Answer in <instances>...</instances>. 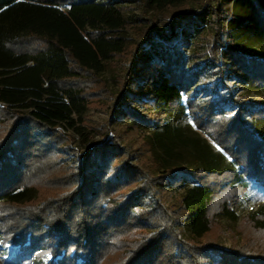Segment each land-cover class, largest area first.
Segmentation results:
<instances>
[{
  "label": "trees",
  "instance_id": "obj_1",
  "mask_svg": "<svg viewBox=\"0 0 264 264\" xmlns=\"http://www.w3.org/2000/svg\"><path fill=\"white\" fill-rule=\"evenodd\" d=\"M131 1L139 14L114 1L0 0V245L11 243L36 258L50 252V264H264V239L256 236L259 243L249 251L209 240L217 215L237 219L231 195L216 202L219 191L230 190L225 183L236 184L231 191L238 195L248 187L244 177L264 183V136L251 128L264 121V93L253 103L227 84L222 93L208 83L217 67L224 79L246 77L264 89V56L247 57L228 34L239 18L238 0L172 16L185 38L210 29L214 44L200 62L188 61L150 14L183 0ZM250 1L264 11V0ZM133 26L139 42L130 41ZM154 43L163 46L162 56L153 53ZM109 67L122 68L116 93L102 78ZM203 88L220 96L202 99ZM183 94L194 124L223 150L166 122L168 110L182 107ZM101 98L110 100V123L125 122L146 148H130L117 131L80 154L68 146L74 137L67 130L78 131L84 125L78 121ZM136 150L150 153V173L131 161ZM49 157L54 160L45 169L55 173L47 182L54 187L45 190L34 179V165ZM182 157L191 162L183 166ZM185 183L174 207L157 199L159 186ZM249 217L263 232L264 206Z\"/></svg>",
  "mask_w": 264,
  "mask_h": 264
},
{
  "label": "rangeland",
  "instance_id": "obj_2",
  "mask_svg": "<svg viewBox=\"0 0 264 264\" xmlns=\"http://www.w3.org/2000/svg\"><path fill=\"white\" fill-rule=\"evenodd\" d=\"M99 1H114L120 5L129 6V9L127 8L129 13H140V9L137 8L135 1ZM217 3L218 0H183L181 4L172 6L165 11L151 10L150 14L155 15L157 28L160 29L164 35L174 38V43L184 52L188 61L200 62L209 56V47L214 44L210 29L207 28L204 35L199 38H185L180 31L176 29L171 18L173 15L182 12L183 9L188 8L194 10L196 13L204 12L205 8H207L206 12H209L212 7L217 6ZM235 8H237L239 18L230 22L228 34L233 36L242 52L245 53L247 57L257 54L264 56V11H257L250 0H238ZM63 9L67 10L68 6H63ZM137 28V26H133L129 29L128 35L131 38V42H139L143 39ZM151 49L155 55H163V46L160 43H154ZM228 62L231 64L232 61L228 60ZM217 65L222 66L221 62H218ZM226 68L233 69L231 66H226ZM121 69L120 67L114 69L109 67L102 77L105 86L109 91H112V93L118 91V78ZM217 72L216 67L210 70L208 74V83L213 85V88L218 87L222 93H226L228 92L227 87H229L234 91L235 95L247 96V99L253 103L263 99L261 94L264 93V89L249 85L255 83L244 80L243 78L246 77L239 78L236 75H232L224 79V77ZM223 84H227V87ZM198 96L202 99L209 100L211 96L219 97L220 92H213L210 89L203 88L199 91ZM187 98L188 95L183 94V105L177 112L167 111L166 122L186 127L187 134L195 135L198 133L211 142L216 150H223L213 139L214 136L212 133L203 131L194 124L193 115L186 109ZM109 103L110 100L108 98L95 99L94 103H92L91 107L86 111L83 123L80 120L78 121V124H84L80 126L78 130L80 132L72 129L67 130V134L74 137V140L68 143L70 148L74 147L79 154L83 153L87 149L89 143L100 142L105 137L113 135L116 131L124 134L126 143L130 148L134 149L138 146L146 148L142 135L139 134V132H130L125 122L119 121L117 125L110 123ZM134 108L140 113H146V108L143 106L135 105ZM156 109L157 108H152L150 111ZM3 124H5L4 120L0 118V126ZM251 128L258 130L259 134L264 136V121L252 122ZM106 132H108L110 136L105 135ZM88 138L91 140H88ZM47 160L54 159L53 157H49L45 160L40 159L35 163L34 167L37 176L34 179L41 180L40 185L42 189L50 190V188L54 187V184L51 182L48 183L47 180L49 181L48 177L54 175L55 169L52 170L51 168L46 171L45 163H47ZM138 160L140 164L144 165L148 173H150L151 167H153L150 153L145 150H136L131 161L136 162ZM181 162L183 166H186L191 160L188 157H182ZM243 179L248 182V187L240 195L235 191H231L236 184L232 183L231 185L229 182L225 183L224 181L220 183L221 186L225 183L227 185L225 189L230 190L225 192L219 191L216 202H219L221 198L225 199V197L231 195L229 205L231 210L235 211L237 219L234 220L226 215H217L213 221V230L209 235V240L215 241L225 249L249 251L256 243H259L256 241V236L258 239H264V231L258 233L259 231L255 230L249 222L251 213L264 206V183H259L247 177ZM214 180L219 181V178H215ZM159 187L157 199L166 207H174L176 201L184 195L189 186L185 183L184 185L174 187ZM19 250V246H14L11 243L0 245V264H50L49 262L52 259L50 252L44 254L42 257L36 258L33 254H21ZM79 261L80 259L77 262Z\"/></svg>",
  "mask_w": 264,
  "mask_h": 264
}]
</instances>
